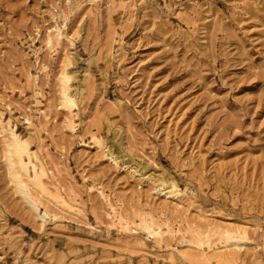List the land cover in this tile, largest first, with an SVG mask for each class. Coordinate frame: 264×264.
<instances>
[{
    "label": "rangeland",
    "instance_id": "1",
    "mask_svg": "<svg viewBox=\"0 0 264 264\" xmlns=\"http://www.w3.org/2000/svg\"><path fill=\"white\" fill-rule=\"evenodd\" d=\"M124 1L0 0V117L56 163L82 209L41 198L35 211L0 141V264H264V0ZM56 24L66 37L50 55ZM61 69L78 101L74 131L57 108ZM160 181L181 199L157 194ZM95 183L129 215L169 203L181 234L162 241L114 223ZM200 208L247 227L233 261L197 249Z\"/></svg>",
    "mask_w": 264,
    "mask_h": 264
},
{
    "label": "bare ground",
    "instance_id": "2",
    "mask_svg": "<svg viewBox=\"0 0 264 264\" xmlns=\"http://www.w3.org/2000/svg\"><path fill=\"white\" fill-rule=\"evenodd\" d=\"M122 3L124 6H127L129 2L123 0ZM66 27V24H63V26L56 24L46 33L44 43L50 55L56 52L62 45L66 37ZM45 65L42 66L44 70L47 68ZM71 78L72 76L69 72L61 69L56 81V91L59 98L57 108L59 107L58 109L63 110L64 113L63 127L74 131L77 127L76 117L79 114L75 112L76 108H78V101L71 91ZM44 117L45 119L50 117L49 113H45ZM0 141L3 145L9 177L21 189L35 211L41 208L43 205L41 198H44L48 202H53V204L62 205L68 212L74 214L82 213L80 204L69 195L66 186L59 180V168L55 165L56 163H51L45 156L32 151L28 142L22 139L17 130L10 126V124H4L1 117ZM91 142L96 151H101L100 156L102 158L120 165V159L116 154L104 150L105 144L103 138L97 132L91 134ZM84 179L86 180L87 176H84ZM162 184L160 181L155 185L154 190L157 194L162 193L165 199L172 202L181 199L180 193L174 185H172L173 188L165 190ZM90 188L99 197L108 202L110 211L104 212L105 215L110 217L114 223L127 230L137 227L135 229H141L147 234V237H153L162 241L170 236L179 235L182 232L181 226L176 227L166 213L167 209H170L169 203H164L162 206L159 205L149 211L137 210L134 214L129 215L116 206L111 194L107 193L103 184L95 183ZM182 204L176 203L174 211L180 209ZM210 213L200 208L195 222L197 223L196 227H191L198 240L196 244L197 249L202 254L212 253L213 251L211 257L214 260L233 261L247 247L243 244V241H247L249 238L247 227L220 223L211 217ZM203 227L207 230L208 238L206 241L218 238L220 243L211 247L210 242H206L203 238L199 237L198 232Z\"/></svg>",
    "mask_w": 264,
    "mask_h": 264
}]
</instances>
